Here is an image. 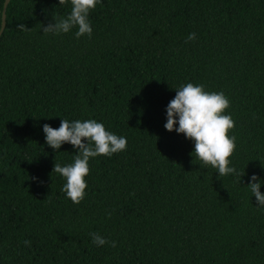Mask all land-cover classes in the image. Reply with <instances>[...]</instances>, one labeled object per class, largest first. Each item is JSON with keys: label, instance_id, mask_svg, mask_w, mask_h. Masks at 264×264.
Returning a JSON list of instances; mask_svg holds the SVG:
<instances>
[{"label": "trees", "instance_id": "16d2710c", "mask_svg": "<svg viewBox=\"0 0 264 264\" xmlns=\"http://www.w3.org/2000/svg\"><path fill=\"white\" fill-rule=\"evenodd\" d=\"M70 10V0L7 8L0 264H264V210L246 188L249 176L264 179V0H101L91 38L75 27L44 32ZM188 82L229 99L230 159L242 183L219 177L191 155L190 140L164 129L167 104ZM64 118L94 119L127 138L125 151L90 159L79 204L53 172L72 162V146L53 151L42 132ZM93 232L115 247L95 246Z\"/></svg>", "mask_w": 264, "mask_h": 264}, {"label": "clouds", "instance_id": "9594fccd", "mask_svg": "<svg viewBox=\"0 0 264 264\" xmlns=\"http://www.w3.org/2000/svg\"><path fill=\"white\" fill-rule=\"evenodd\" d=\"M4 0H0L3 4ZM59 5L65 0H58ZM101 0H70L71 10L66 17L53 19L44 32L53 35L67 34L74 27L77 28V38L92 36V26L89 14ZM23 30L22 24L17 26ZM195 33L188 36L193 40ZM230 106L229 99L223 91L209 92L204 86L191 82L179 85L175 89V96L165 108L166 122L164 129L169 133L183 134L185 139L193 143L195 159L205 166H211L219 177L232 176L234 181L242 183L245 173L240 172L230 157L233 155L236 144L235 136L229 135L233 129L234 121L226 110ZM46 145L53 151L61 149L62 145L72 146L75 155L68 164L55 163L53 172L64 181L61 191L66 199L73 204H79L85 197L87 188L86 177L89 175V161L98 156L111 157L113 154L123 152L127 147V138L118 136L106 130L103 123L94 119L60 120V126L54 129L49 124L42 126ZM38 181L37 177L32 178ZM43 184V181H38ZM264 186V179L253 174L248 177L247 190L251 197H255L256 208L264 210V194L260 189ZM92 243L97 247L110 245L115 247L114 241H109L98 233H91ZM28 243V242H25Z\"/></svg>", "mask_w": 264, "mask_h": 264}, {"label": "water", "instance_id": "95a60500", "mask_svg": "<svg viewBox=\"0 0 264 264\" xmlns=\"http://www.w3.org/2000/svg\"><path fill=\"white\" fill-rule=\"evenodd\" d=\"M10 2H11V0H6L5 4H4V9H3V13H2V25H1V29H0V38H1L5 28H6V17H7L6 12H7V8L9 6Z\"/></svg>", "mask_w": 264, "mask_h": 264}]
</instances>
